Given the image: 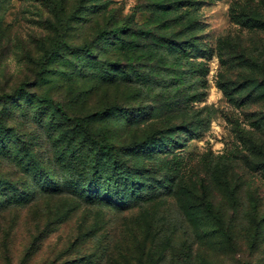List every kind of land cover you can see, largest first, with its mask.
Listing matches in <instances>:
<instances>
[{"label":"rangeland","instance_id":"rangeland-1","mask_svg":"<svg viewBox=\"0 0 264 264\" xmlns=\"http://www.w3.org/2000/svg\"><path fill=\"white\" fill-rule=\"evenodd\" d=\"M0 264H264V0H0Z\"/></svg>","mask_w":264,"mask_h":264},{"label":"trees","instance_id":"trees-1","mask_svg":"<svg viewBox=\"0 0 264 264\" xmlns=\"http://www.w3.org/2000/svg\"><path fill=\"white\" fill-rule=\"evenodd\" d=\"M129 27L127 25H122V26H115V27H112L110 29V32H113L115 35L119 34L120 32L128 29ZM109 31H103L104 34H107ZM141 32H144L146 34H150L151 31L150 30H141ZM72 50L76 51V52H83V53H87V54H92L91 53V49H89L87 46L83 45L82 47H71ZM49 54V53H48ZM21 89H23V87H21ZM227 92V90H225ZM26 92V91H25ZM28 93V92H26ZM30 94V93H29ZM34 96H36L38 98L39 101H46V102H53L56 104L57 108L61 111V113L66 117V118H70V114L64 109L62 103L60 102H56L53 98H50V97H45V96H40V95H37L36 93H33ZM74 122L76 123V125L80 126V127H83V124H82V120L79 116H73L71 117ZM90 141L96 145L100 150L101 152H106V153H112L113 151V146L112 145H109V144H106V143H103V142H100L98 140H96L95 138L93 137H90ZM91 167L93 168V171H96V167L92 164ZM116 183V184H115ZM114 184H107L105 187H103V190L101 191L100 190V193L102 192V194L104 195H107V196H110L113 194V190H119L120 189V186L119 184H117L118 182H115ZM94 185V184H93ZM93 185H91L90 187L88 188H91ZM113 187V189H112ZM117 187V189H116ZM75 188H78V185H75ZM83 190H88L86 185L82 186ZM126 190L128 191V188H126ZM118 194L120 193V191H116ZM131 193L134 194L133 190H131ZM87 194H88V191H87ZM204 197H206V192L204 191L203 193ZM119 197V195L117 196ZM207 203V206L209 208H211L212 204L210 202H206Z\"/></svg>","mask_w":264,"mask_h":264}]
</instances>
